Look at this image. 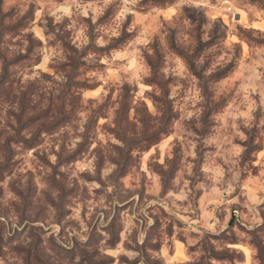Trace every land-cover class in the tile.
Masks as SVG:
<instances>
[{
  "label": "rangeland",
  "instance_id": "374dc122",
  "mask_svg": "<svg viewBox=\"0 0 264 264\" xmlns=\"http://www.w3.org/2000/svg\"><path fill=\"white\" fill-rule=\"evenodd\" d=\"M0 42L27 44L0 54V171L28 177L25 210L50 169L46 178L61 191L55 223H75L71 171L94 152L98 173L104 156L117 164L113 240L93 231L87 242L99 264L126 259L116 253L135 213L134 223L143 213L154 221L144 245L156 254L144 253L151 264H192L187 257L198 252L208 264H247L252 233L238 221L252 219L249 209L264 221V0H0ZM189 111L196 115L184 119ZM81 122L84 140L69 154L66 129ZM128 129L145 134L130 140ZM33 138L34 146L21 143ZM54 138L62 139L56 165L47 148ZM79 175L90 196H103L98 177ZM126 183L137 185L127 190L134 201L121 198ZM213 217L227 229L207 231ZM200 231V244H189ZM45 237L41 229L37 246Z\"/></svg>",
  "mask_w": 264,
  "mask_h": 264
},
{
  "label": "clouds",
  "instance_id": "9594fccd",
  "mask_svg": "<svg viewBox=\"0 0 264 264\" xmlns=\"http://www.w3.org/2000/svg\"><path fill=\"white\" fill-rule=\"evenodd\" d=\"M176 7L179 9V4ZM56 20L59 21L60 17L57 16ZM86 30L87 26H82L81 31ZM113 35H119V33L114 32ZM47 39L54 40L55 35H49ZM82 43L86 44L87 39L83 40ZM5 47H12L14 51L18 50L23 53L27 48V44L20 47L18 45L7 46L0 42V54L4 53ZM77 47L80 46L77 45ZM0 63H2V60H0ZM59 79H63V76ZM193 115H196V113L189 111L184 119H188ZM8 123L12 128L15 127L14 120ZM66 132L71 134V138L65 136L63 141H67V152L71 154L76 150L77 144L84 140L85 128L83 122L78 127L73 126L66 129ZM144 134L143 129L127 130L130 140L139 139ZM240 138L245 139L242 135ZM61 143V138H54L47 146L53 165L57 164V155L60 154ZM111 144L118 145L120 148L125 147L121 140H111ZM243 150V148H237V155ZM117 154V151L112 149L110 156L115 158ZM84 159L85 163L74 165L71 171V176L79 181L78 195L71 205L75 213V223L70 222L71 218L59 225L55 223L60 211L61 191L59 188L52 186L46 178L50 174V169L39 176L36 195L33 197L31 207L27 210L24 209L23 195L27 188L28 177L21 176L18 171H13L11 174L7 171H0V264H99L100 258L92 255L87 247V242L93 235V231L101 233L105 241L113 240L110 227L112 223L111 209L117 201L115 198H110L114 189L110 177L117 169V164L109 156H104L98 173L97 167L100 164V154L89 152L85 154ZM3 162L4 159L0 156V165ZM37 171L39 173V169ZM85 171L93 179L98 177L103 184V196L100 198L90 196L84 190V180L79 174ZM156 179L159 180L160 177H156ZM101 183H93L91 187L100 189ZM134 187H137V185L124 184L121 198L125 199V197L131 196L134 201L137 198L136 195L127 191ZM105 199L108 200L107 204ZM228 203L231 204L233 201H228ZM99 208H106L108 211L101 214L96 211ZM249 212L254 213L252 219H249L248 214H244L237 224V228L242 227L245 231L252 233L245 236V244L249 249L247 264H264V229H261V224H264V221L258 218L259 213L255 212L254 209H249ZM22 213L27 216V219L24 220L23 224H20ZM125 215L127 214L125 213ZM137 216H140V213L127 217V224L123 229L124 236L120 240V247L116 253L119 257H126V259H117L116 264H151V260L145 258V252H148L149 256L155 259L156 254H153L150 249L144 246L148 228L153 225L154 221L147 218V213H143V217L134 223L133 220ZM37 218V226L33 227L32 221L37 220ZM213 220L216 227L205 222L204 228L207 231L218 234L227 229L226 220L221 222L215 220L214 217ZM39 221H43V223ZM41 229L46 233V237L44 242L37 246L35 242L36 235L40 234ZM257 229L261 230L256 231ZM192 231H196V229H192ZM18 232H22V234L17 237ZM204 234V231H200L194 239L188 241L189 244L199 245ZM187 259L192 264H208L207 257L203 252L190 254ZM105 264H112V262L108 260L105 261Z\"/></svg>",
  "mask_w": 264,
  "mask_h": 264
},
{
  "label": "trees",
  "instance_id": "16d2710c",
  "mask_svg": "<svg viewBox=\"0 0 264 264\" xmlns=\"http://www.w3.org/2000/svg\"><path fill=\"white\" fill-rule=\"evenodd\" d=\"M31 42V41H30ZM31 48V47H30ZM28 52H30L31 53V50L29 49L28 50ZM16 62V61H15ZM15 62H13V63H15ZM9 65V64H8ZM77 66H84V64L83 63H80V64H76V63H74V65L72 66L73 67V69L74 68H76ZM4 71L7 73L8 72V70H7V65H5V62H4ZM36 138H33L32 140H22L21 141V143L22 144H28L29 143V145L30 146H34V144L36 143ZM261 229H264V224H261ZM260 229V230H261Z\"/></svg>",
  "mask_w": 264,
  "mask_h": 264
}]
</instances>
